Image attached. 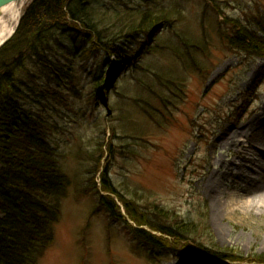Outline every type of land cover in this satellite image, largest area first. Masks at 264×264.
Wrapping results in <instances>:
<instances>
[{"label": "rangeland", "instance_id": "1", "mask_svg": "<svg viewBox=\"0 0 264 264\" xmlns=\"http://www.w3.org/2000/svg\"><path fill=\"white\" fill-rule=\"evenodd\" d=\"M30 2L24 3V10ZM92 3L140 5L134 0ZM156 5L175 12L176 22L157 34L156 50L140 60L142 70L119 75L104 66L105 57L99 54L85 64L78 92L63 83L67 91L61 130L54 140L74 187L62 200L55 243L40 264H232L201 251L199 256L171 248L146 251L130 230L112 221L96 198L85 193L90 177L101 185V173L94 172L97 161L124 197L204 225V245L245 258L264 257V208L237 205L218 213L202 188L205 176L215 171L216 159L223 165L241 163L234 151L214 146L225 131L258 118L264 103V58H242L225 39L233 32L227 28L230 20L264 22V0H156ZM218 22L223 23L217 30ZM95 79L112 81L97 100L91 97ZM255 169L254 177L264 181V171ZM220 172L225 175L223 189L238 194L241 178L226 176L222 168Z\"/></svg>", "mask_w": 264, "mask_h": 264}, {"label": "trees", "instance_id": "2", "mask_svg": "<svg viewBox=\"0 0 264 264\" xmlns=\"http://www.w3.org/2000/svg\"><path fill=\"white\" fill-rule=\"evenodd\" d=\"M93 1L33 0L13 38L0 49V264H40L55 243L62 200L74 187L54 140L61 130L67 91L63 83L78 92L85 64L99 54L105 57L104 66L119 75L142 70L140 60L156 50L157 34L176 22L175 12L159 8L156 0H134L140 4L134 7ZM226 24L233 30L225 36L231 50L242 58H264L262 19L237 18ZM219 34L223 36L221 30ZM92 82L95 100L112 84L103 79ZM92 172L93 168L87 170ZM94 172L101 173V185L90 177L85 193L96 198L112 221L130 230L146 251L171 248L191 256L201 251L207 258L232 264H264L262 256L245 258L233 250L204 245L200 239L204 225L200 228L155 205L143 208L139 198L124 197L99 161ZM149 255L156 258L153 252Z\"/></svg>", "mask_w": 264, "mask_h": 264}, {"label": "bare ground", "instance_id": "3", "mask_svg": "<svg viewBox=\"0 0 264 264\" xmlns=\"http://www.w3.org/2000/svg\"><path fill=\"white\" fill-rule=\"evenodd\" d=\"M24 2L12 3L1 9L0 46L17 29L25 8ZM260 109L258 118L253 119L245 126L225 131L216 141L217 144L214 148L222 147L229 152L234 151L241 160L238 165L233 161L223 165L221 160L216 159L212 164L215 171L207 174L203 179L202 188L208 193L218 213L237 205L248 204L252 207L264 208V181L254 177L258 171L255 166L264 171V103ZM250 152L257 158L250 157L248 154ZM215 166L219 169L214 168ZM221 168L226 171V176L241 178L243 185L238 194H232L223 189L222 181L225 179V175H221Z\"/></svg>", "mask_w": 264, "mask_h": 264}, {"label": "water", "instance_id": "4", "mask_svg": "<svg viewBox=\"0 0 264 264\" xmlns=\"http://www.w3.org/2000/svg\"><path fill=\"white\" fill-rule=\"evenodd\" d=\"M26 2L27 0H0V11H1V9L2 8H4L5 6H7V5H9V4H12V3H18V4H20L21 2ZM31 1H33V0H31ZM24 2V3H25ZM31 3V2H30ZM18 26V25H17ZM17 30V29H16ZM16 30H15V32H16ZM15 32L8 38V39H6L5 41H4V43L0 46V48L2 47V46H4L12 37H13V35L15 34Z\"/></svg>", "mask_w": 264, "mask_h": 264}]
</instances>
